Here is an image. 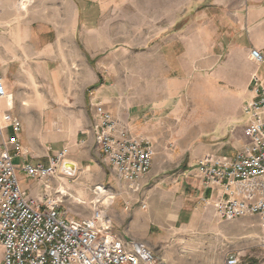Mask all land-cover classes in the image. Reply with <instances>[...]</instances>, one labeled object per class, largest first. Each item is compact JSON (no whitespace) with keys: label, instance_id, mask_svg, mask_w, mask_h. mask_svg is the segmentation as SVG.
<instances>
[{"label":"crops","instance_id":"obj_1","mask_svg":"<svg viewBox=\"0 0 264 264\" xmlns=\"http://www.w3.org/2000/svg\"><path fill=\"white\" fill-rule=\"evenodd\" d=\"M3 1L7 11L0 19V77L8 97L0 98V123L6 127L5 139H10L16 132L6 116L21 119L17 135L20 155L13 145L8 146L10 153L15 150L11 153L14 157H25L22 167L16 165L21 187L32 197H42L44 183L22 173L23 166L38 158L50 163L65 148L64 165L73 174L80 170L85 182L105 180L103 157L92 129L91 101H100L119 127L149 139L156 150L151 170L138 182L140 189L117 194L123 203L118 205L117 198L110 208L119 234L145 240L156 253L160 249L171 264H181L182 247L208 242L192 234L224 236L226 222L217 216L213 205L222 191L204 185L198 161L206 154L235 157L247 142L243 105L251 97L252 74L264 78V65L249 58L252 49L264 53V0H199L191 29H180L175 37L168 35L160 45L147 47L144 65H130L127 77L114 70V76H98L83 62V53L74 50L75 20L81 19L89 48L90 35L104 33L100 29L102 14L97 28L90 30L83 13L75 17L61 9L55 17L34 10L22 14L17 8L20 0ZM54 1L73 5V0ZM103 48L92 47L98 52ZM170 83L185 86L188 96L179 101L163 99L167 94L163 86ZM94 84L96 92L90 96L89 87ZM166 110L171 111L169 117L185 113L187 118L183 130L179 125L174 127L172 134L185 135L175 147L169 146L167 138L161 141L157 136L165 130ZM89 167L98 172L96 180L89 176ZM150 180L156 184L146 192ZM155 215L163 236L174 238L166 246H158L151 237ZM256 258H241L240 264H264V259Z\"/></svg>","mask_w":264,"mask_h":264},{"label":"built area","instance_id":"obj_2","mask_svg":"<svg viewBox=\"0 0 264 264\" xmlns=\"http://www.w3.org/2000/svg\"><path fill=\"white\" fill-rule=\"evenodd\" d=\"M250 58L264 65V53L252 49ZM8 97L0 77V98ZM92 129L103 162L117 177L134 189L149 173L156 153L152 141L119 127L117 119L102 103L94 104ZM248 143L235 157L206 154L198 161L204 185L222 191L213 205L223 220L264 215V78L251 77V97L243 105ZM16 135L5 139L6 127L0 123V264H168L145 243L115 232L109 208L114 197L108 188L98 187L99 197L88 216L73 217L63 208L64 191L49 179L68 174L65 161L68 149L52 157L49 165L23 166L28 176L41 180L43 195L32 197L19 182L14 155L21 153L18 133L22 124L6 116ZM103 190V191H102ZM237 255L227 257V264H238Z\"/></svg>","mask_w":264,"mask_h":264},{"label":"rangeland","instance_id":"obj_3","mask_svg":"<svg viewBox=\"0 0 264 264\" xmlns=\"http://www.w3.org/2000/svg\"><path fill=\"white\" fill-rule=\"evenodd\" d=\"M3 2V0H0V19L3 11H7V6L4 5ZM199 3V0H73V5L70 7L69 4L66 5L63 2L62 4H57L54 0H36L35 2L34 0H30L29 3L28 0H20L17 8L20 9L22 14H27L34 10L41 15L45 14L51 17L57 16L61 12V9L66 10L68 14H72L73 12L75 17L83 13L87 19V22L84 24L88 26L90 30L97 28V20L99 15L102 14L100 29H102L104 33L99 37H97V34H91L89 37V48L87 47V42H85L83 38L82 21L80 18L79 21L75 20L73 23L74 50L77 51L79 55L81 52L83 53V62L88 63L91 69L97 72L98 76H100L101 73L114 76V70L115 73L121 72L124 77H127L130 72L127 68L130 65L134 68L144 65L147 47L160 45L165 39L164 37L168 35L175 37V33L180 29H191L193 16L200 8ZM51 25L57 26V23H52ZM205 26L208 28L209 23H205ZM98 41H100V44H98ZM103 41L105 42L103 43ZM94 46L96 49H102V46H105V48H103V52L102 50L98 52L92 49ZM115 61L119 62L115 64ZM131 62L134 63L131 64ZM112 65L115 69L112 68ZM77 69H79V67L75 65V72H77ZM143 72H146V70H143ZM261 73H264V68L261 69ZM77 76V73H75L74 78L77 79ZM163 88L167 89V94L164 92L165 94L163 97V99L166 100L179 101L188 96L185 86H174L170 83L168 86L164 85ZM95 92L96 85L94 84L89 87L88 93L90 96H93ZM95 103L101 102L95 100L91 101L92 112H94ZM164 115L168 116L163 120L165 130L162 134L157 133V136L161 141L162 137L167 138L169 146L175 147L179 139L185 135L182 132L172 134L174 127L179 125L180 129L183 130L187 125V118L185 113L181 114L178 118L169 117V115H171L170 110H166ZM16 118L21 122L19 117ZM241 124H243V122H241ZM246 143H248V138ZM242 148L238 150L240 151ZM11 153H15V150H12ZM30 161L33 164H49L48 159L38 158L31 159ZM13 163L15 165L20 164V167H22L25 163V157H14ZM103 166L106 178L101 183H96V181H83L80 170L76 171V174H73L74 172L69 170L68 172L70 175H65L60 180L53 179V184L49 181L53 187L56 189L59 188L61 191L65 192L62 196L63 208L69 212V215L73 217L90 215L99 197L100 192L98 187L105 186L108 188L105 202H108L109 198L114 197L112 205L115 204L116 199L119 197L117 194L121 192L133 194L135 193L134 191L140 189V186L137 190L134 189L133 187H136L135 185L132 187L126 181L119 179L116 173L108 166L105 164H103ZM89 170V176L94 177V180H96L99 175L98 172H96L94 167H89ZM19 174L21 173L18 172V175ZM155 184L156 183L152 180L148 181L146 192H149L150 188H154ZM126 200H128V196ZM214 201H216V199ZM116 203L121 205L123 201L118 198ZM125 206H127V203ZM157 216L158 215H155V219L152 221L153 233L151 237L154 238L153 240L157 242L158 246H166L172 243L174 238L173 236H163L165 234L159 230L160 224ZM225 222L226 225L222 231L224 236L222 237L214 234H192L191 237H199L200 239L208 240V242L197 246L182 247L180 252L181 257H179L178 262L181 264H223L225 261L224 264H227V257L230 255H237L239 257L240 261L238 264H240L241 258L255 260L257 259L256 257H258L259 259H264V215H249L233 220H225ZM114 229L115 232L119 233L116 227ZM166 233H168V231ZM129 239L141 241L149 247L145 240L135 237ZM186 249H188V252H186ZM157 254L162 257L160 249ZM3 257L4 254L0 249V259L3 260ZM163 259H165L168 264H171L168 259Z\"/></svg>","mask_w":264,"mask_h":264}]
</instances>
